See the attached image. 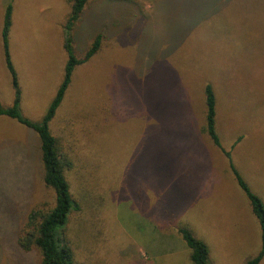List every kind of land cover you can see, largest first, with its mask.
Instances as JSON below:
<instances>
[{"label":"rangeland","instance_id":"374dc122","mask_svg":"<svg viewBox=\"0 0 264 264\" xmlns=\"http://www.w3.org/2000/svg\"><path fill=\"white\" fill-rule=\"evenodd\" d=\"M8 3L19 110L37 122L63 78L71 4L0 0V33ZM98 34L99 51L75 69L49 124L80 207L63 233L75 263L191 264L183 227L212 264H245L260 227L203 131L204 87L221 147L264 205V0H88L72 30L76 58ZM12 101L0 37V102ZM53 204L38 137L1 116L0 264H40L38 251L17 247L16 231L30 209Z\"/></svg>","mask_w":264,"mask_h":264},{"label":"trees","instance_id":"16d2710c","mask_svg":"<svg viewBox=\"0 0 264 264\" xmlns=\"http://www.w3.org/2000/svg\"><path fill=\"white\" fill-rule=\"evenodd\" d=\"M71 4L70 15L64 25L63 49L67 55L63 70V78L57 88L56 94L47 107L46 112L37 122L25 119L19 110L21 91L17 73L12 64L9 50V34L12 26V5L8 3L4 7L3 22L0 33L4 63L10 77L13 91V101L9 108H3L0 104V116L13 119L19 124L31 129L39 141V162L41 166L42 181L46 188L55 193V204L51 208L34 207L26 214L22 226L17 230L16 245L23 252L38 251L40 264H76L72 249L64 238V226L73 211L79 210L78 203L72 197L70 185L67 180V172L71 168L68 159L62 153L58 140L50 133L49 124L53 120L57 109L61 105L65 93L71 84L75 69L89 61L100 49L101 35L94 37L93 42L81 59L76 58L73 51L72 30L79 20L84 6L88 0H67ZM215 104L216 99L212 87L206 84L204 87V129L211 143L217 147L228 159L229 170L238 188L247 198L251 213L255 216L260 227L261 246L258 253L247 260L245 264H259L264 257V205L255 195L247 183L235 169L230 152L221 147L220 140L215 131ZM235 140V146L238 141ZM177 233L189 249L191 264H212L209 260L207 245L187 228L180 227Z\"/></svg>","mask_w":264,"mask_h":264},{"label":"crops","instance_id":"0c3cea01","mask_svg":"<svg viewBox=\"0 0 264 264\" xmlns=\"http://www.w3.org/2000/svg\"><path fill=\"white\" fill-rule=\"evenodd\" d=\"M7 95H8V91H7ZM9 95H10V93H9ZM8 103V102H7ZM7 103H5V104H3V103H1L0 102V104H1V106L3 107V108H9V107H11V106H7L8 104ZM12 105V104H11ZM2 117H4V116H2ZM0 118H1V116H0ZM7 118V117H6Z\"/></svg>","mask_w":264,"mask_h":264}]
</instances>
